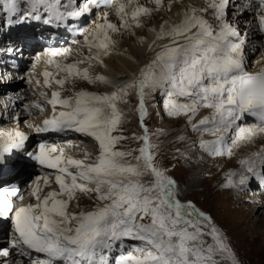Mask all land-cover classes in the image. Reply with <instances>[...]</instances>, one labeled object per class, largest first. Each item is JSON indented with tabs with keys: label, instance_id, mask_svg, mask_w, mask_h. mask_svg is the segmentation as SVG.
Returning <instances> with one entry per match:
<instances>
[{
	"label": "snow or ice",
	"instance_id": "obj_1",
	"mask_svg": "<svg viewBox=\"0 0 264 264\" xmlns=\"http://www.w3.org/2000/svg\"><path fill=\"white\" fill-rule=\"evenodd\" d=\"M150 2L151 8L139 0H102L118 24L105 12L101 23L80 33L87 56L81 54L76 62L68 64L56 59L67 58L68 52L52 50L46 62L52 70L43 72V87L55 85L59 90L52 91L50 98L48 93H41L52 114L36 132L70 130L89 136L96 141L99 154L88 163L52 144L41 143L38 152L30 155L52 170L54 179L41 177L43 188L39 180L36 182L31 193L35 203L14 207L10 197H17L19 189L0 190V217L14 221L16 237L11 248L29 250L20 251L21 256L34 252L44 257L32 264H107L102 250L124 239L140 241L142 247L135 249L139 255H121L116 264H240L212 218L191 202L184 205L176 199V182L157 164L158 145L144 126L148 114L145 102L159 92L165 97L163 104L169 117H184L191 131L217 136L198 145L214 157H231L234 149L264 135V68L257 73L246 70V34L228 20L231 6L236 8L233 15H239L241 8L251 9L258 21L257 30L264 33V0H246L238 5H231V0H206L205 7L189 6L178 22H165L152 29L155 39L147 48L153 56L133 78L102 95L83 90L67 97L62 94L65 85L76 80L110 83L106 76L93 75L91 70L103 66L104 57L111 55L113 33L142 28L144 17L165 7V0ZM100 6L101 0H83L82 4L80 0L0 2L10 25L34 20L59 26ZM167 7L171 10V5ZM209 11L215 17V27L201 15ZM35 84L40 86L41 81L37 79ZM133 93L138 97L143 128V135L133 138L142 144L135 150L122 151L118 145L126 137L117 134L123 121L119 105L127 104ZM33 107L44 111L39 103ZM201 109L210 111L197 121ZM245 115L255 117L259 124L238 126ZM234 127L235 136L229 144L224 134ZM26 140L18 128L3 133L0 164ZM239 165L241 170L229 172L223 187L242 188L252 177L264 181V148L240 159ZM146 177L150 178L147 182ZM44 188L51 190L42 196ZM91 193L100 202L95 208L69 211L74 201L79 207L78 194ZM9 255L8 248H0V256Z\"/></svg>",
	"mask_w": 264,
	"mask_h": 264
},
{
	"label": "rangeland",
	"instance_id": "obj_2",
	"mask_svg": "<svg viewBox=\"0 0 264 264\" xmlns=\"http://www.w3.org/2000/svg\"><path fill=\"white\" fill-rule=\"evenodd\" d=\"M0 1L2 2V0ZM149 1L150 0H146V2H148L146 3L148 7L151 6V3ZM192 3L194 2L192 1ZM158 12L159 18L157 16V18H155L158 20L156 22L160 24L165 21L164 15H167L169 12L165 9L162 10V8ZM234 12L235 11H233V13ZM99 13L100 12L97 13V16H99ZM156 13L157 12L155 11V14ZM205 17L206 20H209L207 16ZM241 17L242 16L234 15V20L232 19L235 24L239 25L240 30L243 27V21L240 20ZM143 19L144 23V21L148 18L144 17ZM91 20H93V18ZM115 22L118 23V20L116 21L115 19ZM208 22L209 24L211 23L210 21ZM142 29L143 28H133L130 31L121 30L120 32L116 33L115 40L118 41V46L116 49L118 50L120 46L122 50H127L133 37H136L140 33H142ZM78 48L81 52L85 53L84 47L81 48L80 46ZM245 49L247 55L249 54L250 56H255L253 52L254 49L252 48L251 44L246 45ZM146 51L147 53L149 52L148 48ZM118 54L119 53L117 51V55ZM256 55L258 54L256 53ZM73 56L74 54L69 52V57ZM140 60H146V57H141ZM140 68L141 61L136 60L135 63L130 66V69H128L125 74H123L124 82L133 78L135 74H138ZM93 71L96 70L93 69ZM92 74L98 75L95 72ZM108 77L111 80L114 79L113 81H116V76L115 78H111L110 76ZM88 84L89 88L88 86H84L83 88L86 89V91L89 89V91L87 92L96 95L103 94L101 92L103 90L101 89L102 87L106 91L104 92V94H106L114 90V85H118L114 84V82L111 81L108 84L100 82ZM67 89L71 90V88ZM127 99V104L121 103L119 105L123 113V121L121 130L117 134H121L126 137V139L122 140L118 145V150L122 151H132L141 146L142 141L134 139L133 137H139L143 135V128L141 127L139 113L137 111L139 106L138 97L135 95V93H133ZM164 99L165 97L162 96L159 92H155L151 94V96L146 98L145 107L148 114L144 118V126L148 128L149 135L152 141L158 145L157 149H155L157 164L166 169V174L176 182V199H178L180 203L184 205L191 202L198 210L204 212L212 218L213 223L220 230L224 239L236 254L240 264H264V208H261V215H253L258 208L255 205H257L256 203H258L259 201L251 199L252 197L257 196L256 191L250 188L252 187V184L251 186L248 185L246 192H242V194H247V197L246 199H244V201H242V199H236L234 194L231 195V193H229L228 191L229 188L223 187V185L226 184L224 183V179L226 178L225 175H228V173L230 172V169L226 167V165H229L230 160H227L226 164L218 166V163H213L214 159L211 157V155L209 156L208 154V156H205L206 158H203L205 152L200 149L198 145L201 140L204 141V139L207 138L210 134L191 131L190 125L187 124L186 118L184 117H169L166 114V109L164 108ZM199 116L201 118L203 117L200 115V112ZM7 123L9 122L7 120H4L1 121L0 125H7ZM232 136H234V132L232 133ZM181 137H183V139H181ZM196 139L199 141H197ZM259 140H257V137L255 138V141ZM77 142H80V145L85 144L84 147H86L87 149V151L85 150V154L81 155L82 159L88 163H92L99 154L96 141L93 138L86 136L83 139H78ZM241 149L242 147L239 148V150ZM88 150L93 152L91 154L87 153ZM136 154L138 153L134 152V155ZM250 154H252V152ZM79 156L80 154H74V157L76 159ZM202 158L205 159L203 163L200 162ZM237 158L238 163L240 159H243L242 154L240 153L239 155H237ZM197 161L200 163H198ZM239 168L240 165L238 163V168L236 169ZM193 174L197 175L195 183L192 184L194 185V187L191 185L192 178H190V176ZM149 179V177H146L145 181L147 182V180ZM178 188L179 190H177ZM235 191L238 193L241 192L238 188H235ZM253 192L256 196H254ZM90 195L93 196L96 200L94 193H91ZM250 195H252V197ZM83 196L89 199V194H83ZM80 201L81 200H78V203L81 207H78V209L84 211H89L95 208L100 203L96 200L97 203L90 204L92 203L90 199V203L86 206L84 204H81ZM126 242L124 240L122 244H124L126 247H129V253H131L132 255H139V253L135 251V249L138 247H142L141 242L131 239H127ZM209 242H211L210 239Z\"/></svg>",
	"mask_w": 264,
	"mask_h": 264
},
{
	"label": "bare ground",
	"instance_id": "obj_3",
	"mask_svg": "<svg viewBox=\"0 0 264 264\" xmlns=\"http://www.w3.org/2000/svg\"><path fill=\"white\" fill-rule=\"evenodd\" d=\"M143 1L144 0H139V2L141 3V4H144L145 3V1H144V3H143ZM192 1L194 2V3H192ZM206 2V0H165V7H163L162 8V10L163 9H165V10H168V14L166 15H164V17H165V21H163L162 23H157L156 21H158L156 18L158 17V14H159V12L158 11H156L157 13L155 14V11L153 12V14H152V16H150V17H146V18H148L147 20H145L144 21V26L142 27L143 29V31H142V33H140L138 36H136V37H133V39L131 40V42H130V46H129V48L127 49V50H122V48L119 46V48H118V50L116 49L117 48V46H118V41L117 40H115V36H116V33H113L112 34V40L115 42V47L114 48H112V50H111V55H109V56H106V57H104V65L103 66H101V65H96L93 69H95L96 71H93V69L91 70L92 71V73H96V74H98V75H106V77L108 78V80H110L111 82H114V84H121V83H123L124 82V79H123V74H125V72L128 70V69H130V66L133 64V63H135V61L137 60H139V61H141V68L142 67H144L149 61H150V59H151V57L153 56V53L152 52H148L147 53V44L148 43H151L154 39H155V35H156V32L155 31H153L152 29H157L161 24H163V23H165V22H168V23H172V22H178L179 21V19H181L182 18V16H183V13L188 9V7L189 6H192V7H195V8H201V7H205L206 6V4L204 5L202 2ZM82 2H83V0H80V3L82 4ZM150 2V1H149ZM242 2H243V4L246 2V0H242ZM151 3V2H150ZM178 3H179V5H178ZM151 6H150V8L151 7H153V5L152 4H150ZM167 5H171V10H169L168 9V7H167ZM178 7V8H177ZM180 7V8H179ZM231 8H233L232 10H235L236 11V8L234 7V6H232ZM210 12V11H209ZM242 12H248V16H247V18H246V21H244V20H242L243 21V27H242V31H245L246 33H247V35H248V38H249V41L251 42V43H253L255 46H257V47H255V50L253 51V52H255V54L257 53V54H259V56L258 55H256L255 57H253V58H256V59H253L252 60V64H251V66H245V68H246V70L248 71V72H250V73H257V72H259L262 68H264V52L262 51V50H264V35L262 34V32H260V31H258L257 30V23H258V21H256V19H255V15H254V13H253V11L251 10V9H243V8H241L240 9V14H239V16L240 15H242ZM98 12H96L95 14H97ZM103 14L104 13H99V16H97L95 19H94V21H92L91 23H90V26H89V28L91 29V28H93L94 26H95V24H97V23H101L102 22V16H103ZM164 14V13H163ZM4 16V14H3V12H2V9H0V17L1 16ZM87 15H89V14H87ZM201 15H203L204 16V18L206 19V17L205 16H207L208 15V13H201ZM93 16V15H92ZM157 16V17H156ZM233 14H229V19H233ZM156 17V18H155ZM163 17V18H164ZM93 18V17H92ZM91 18V19H92ZM159 18V17H158ZM215 18V17H214ZM109 19L111 20V22H113V23H116L115 22V19H116V21H117V18L115 17V15H114V13H111L110 14V16H109ZM144 20V19H143ZM5 21H6V24H8V18H7V16H6V19H5ZM67 21V20H66ZM66 21H64V22H66ZM207 21H210V20H208L207 19ZM77 23L78 22H80V20L78 19V21H76ZM75 22V23H76ZM76 23V24H77ZM247 23H248V25H247ZM20 24H25L26 25V30L24 31V32H20V35L21 36H24V35H26L27 37H29V39H32V35H31V31H33L34 33L36 32V33H38V32H40L43 36H45V38H44V40H43V42H45V40H49V38H47V31H44L45 29H44V25L41 23V22H37V21H34V20H29V21H27V22H24V23H20ZM118 24V23H117ZM86 26V25H85ZM215 27V26H214ZM66 28H69V27H66ZM88 28V26H86V27H84V30L85 29H89ZM35 29H38V30H35ZM60 30V28L58 29V28H55L54 29V31L52 32V34H50L49 33V36H51V42L54 44L53 46H51L52 47V49L51 50H49L48 49V60L51 58V51L53 50V47L55 46V48H57L59 45H63V43L61 44V42L59 43V41H61V36L62 37H67L66 38V42H64V44L65 43H70V40H72V36L71 35H65L64 33H62L61 34V31H59ZM83 30V31H84ZM121 30H123V29H121ZM124 32V31H123ZM125 33V32H124ZM129 34V33H128ZM60 36V37H59ZM71 36V37H70ZM126 36V35H125ZM0 37H2V35L0 36ZM119 37H120V35H119ZM36 38H37V45H35L34 46V50H37L41 45H42V39H39V37H37L36 36ZM135 38V39H134ZM75 39L73 38V40L72 41H74ZM27 41V40H26ZM142 41H144V42H142ZM72 43H74V42H72ZM46 44H48V41H46ZM82 45H84V36L82 35L81 36V39H79L78 40V42H77V44L75 45V46H70L69 48H73V51H72V53L74 54V56H75V58H76V60L78 59V58H80V55L82 54L83 56H87L88 55V52H87V49L86 48H84L85 49V53L84 52H81L80 50H79V48L78 47H80V46H82ZM68 48V45L67 46H62L61 47V49H60V52H67V50L69 49ZM82 48V47H81ZM46 51V50H45ZM117 51H118V55H117ZM84 53V54H83ZM0 55H1V51H0ZM40 54H38V56H39ZM71 55V54H70ZM247 55V54H246ZM34 56H35V53H34ZM141 57H146V60H140V58ZM57 58V60L58 61H60L61 59H62V56H57L56 57ZM74 58V59H75ZM41 59H42V57H41ZM47 60V61H48ZM71 61H72V59H70ZM135 60V61H134ZM260 60H261V62H260ZM138 65V64H137ZM245 65H248V64H245ZM87 65H85L84 67H86ZM140 66V65H139ZM44 67H45V65H44ZM83 67V68H84ZM99 67V68H98ZM42 67H40V68H38V69H36L37 71L39 70V69H41ZM120 75H121V77H120ZM108 76H110L111 78H115V76H116V81H113V80H111ZM43 84V83H42ZM89 84L86 82V81H84V80H76V81H74L73 83L71 82V83H68L67 84V88H71V89H73V92H76V91H81V90H83V91H85L86 89H83V87L85 86V87H87ZM18 86H19V83L18 82H16V83H14L13 84V86H12V89H9L10 91H11V93H9V95L10 96H12L13 95V93H16V92H19L20 93V91H18L17 89H18ZM17 87V88H16ZM41 87V86H40ZM106 87V86H105ZM16 88V89H15ZM88 88H89V86H88ZM42 89H44V88H42ZM101 89H103L101 92L104 94V92H106L105 90H104V88L102 87ZM70 90V89H69ZM87 91H89V89L87 90ZM96 91V90H95ZM97 91H100V90H97ZM28 92V91H27ZM98 94V93H97ZM3 94H1V96H2ZM22 95H24V96H26L27 95V93L25 92V93H23ZM99 95V94H98ZM17 96H18V94H17ZM17 96H16V98H17ZM13 97V96H12ZM22 99V98H21ZM24 100H25V102H28V103H31V102H33V98H30V97H28V98H23ZM5 104H7V109L9 110V105H11V104H15L14 106L16 107V105L17 104H19V102L17 101V102H15V100L13 99V98H10L9 99V102H6ZM203 111H206V112H202L200 115L201 116H205V115H208L209 114V111L210 110H208V109H202ZM22 114V113H21ZM7 115H8V113H7ZM164 115V114H163ZM17 116L18 117H20L18 114H17ZM202 117V118H203ZM13 117H12V114H10L8 117H0V124H1V121H8L9 123L7 124V125H0V136H2L3 135V133H5V132H7V131H12V130H14V129H17L16 128V125L14 124V119H12ZM164 118V117H163ZM199 119H201V117L198 115V117H197V121L199 120ZM242 120H244V118L242 119ZM242 127H247V125H245L244 123L241 125ZM234 129V136H235V127L233 128ZM60 131H58V133H59ZM86 137V136H85ZM81 138V137H80ZM259 139H261V140H259ZM90 140V139H89ZM197 140V139H196ZM257 140H259V141H255V139L250 143V144H247V145H241L240 147H242V149L241 150H239V148L240 147H238V148H236V149H234V154L231 156V157H228L227 155H225V156H220V157H214V156H211L214 160H213V163L215 162V164L216 163H218V166H220V165H223V164H226V161L227 160H230V163H229V165L227 166L226 165V167H228V169H230V172H239L241 169L239 168V169H236V168H238V163H237V160H238V158H237V155H239L240 153L242 154V158H246V157H248V156H250L251 154V152L252 153H254V152H257V151H259L261 148H264V135H258L257 136ZM50 140H48V142H49ZM76 142V144L73 142V143H71L70 145H68V151L70 152L68 155L69 156H72L73 158H75L74 157V154H77V155H79L80 154V156L79 157H77V159H82V154L84 155L85 154V150L87 151V149H86V147H84L85 146V144L83 145V144H81L80 145V143L79 142H77L78 140H75ZM197 141H199V140H197ZM261 141V142H260ZM84 142V141H83ZM26 143V142H25ZM77 144H78V146H77ZM94 144V143H93ZM183 144V143H182ZM83 146V147H80V146ZM58 149H62L61 148V145H59V147H58ZM65 153H66V151H65V148L64 149H62ZM90 150V149H89ZM88 150V152L87 153H92L93 151H89ZM68 153V152H67ZM66 153V154H67ZM95 154V153H94ZM25 155V153L22 155V156H24ZM205 155H207L206 153H205ZM203 158H206L204 155H203ZM201 159L200 160V162L201 163H203L204 162V160L205 159ZM76 159V158H75ZM91 159V158H90ZM83 160V159H82ZM198 162V161H197ZM200 162H198V163H200ZM236 163H237V165H236ZM29 164V166H31L32 167V169L34 170V176H36L35 178V180H39L40 181V184H41V187L43 188V181H42V179H40L44 174H43V167L42 166H40V165H38V166H32L31 165V163H28ZM38 169V170H37ZM259 169V168H258ZM25 170H27V165L26 164H24L23 163V165H22V167H21V170H20V173L21 172H24ZM219 170V169H218ZM209 173V172H208ZM211 173H212V171H211ZM26 174H29V173H26ZM227 174V173H226ZM225 175V174H224ZM224 175H222V176H224ZM18 176L19 175H16V176H14V177H12V178H9V179H7L6 180V182L7 181H13V180H15V179H17L18 178ZM52 177V179H54V173L51 175ZM225 177L226 178H228V175H225ZM190 178H192V181H191V185L193 184V183H195V180L197 179V175H195V174H193V175H191L190 176ZM225 178V179H226ZM225 179H224V181H225ZM234 179H238V177H236V178H234ZM227 180V179H226ZM257 181H259L260 182V184H262V186H264V184H263V181H261V180H258V179H256ZM250 181V180H249ZM225 183V182H224ZM36 184V183H35ZM193 187H194V185H192ZM249 186H251V184L249 185ZM53 187H55V185H53ZM246 187V186H245ZM250 188H252L253 190H255L256 189V186L255 185H253L252 184V187H250ZM238 189H240V188H238ZM32 190H33V188L31 189V191L29 192L30 193V195H29V197H30V200H31V203H35V200L33 199V197H32V195H31V193H32ZM51 189H49V188H44L43 189V193H42V196L43 195H46L47 194V192L48 191H50ZM177 190H179V188L177 189ZM228 190V189H227ZM251 190V189H250ZM249 190V191H250ZM229 193H231V195L232 194H234V196H235V198L236 199H242V201H244V199H246V197H247V194L246 193H244V194H242V192H240V193H238V192H236L235 191V188L233 189V188H229ZM254 193V192H253ZM257 193V196L256 197H252V195H250L252 198V200H258L259 202L258 203H256L257 205H255L256 207H258L257 208V210L255 211V213L253 214V215H257V214H260L261 215V213H262V209L264 208V194L263 195H259V193L258 192H256ZM87 201H86V200ZM90 199H91V201H92V203H90ZM229 199V198H228ZM78 200H81L80 202H81V204H84V205H88L89 203L90 204H95V203H97V201L95 200V198L93 197V196H91L90 194H89V199L88 198H86L85 196H83V194H79V197H78ZM242 201H241V203H242ZM74 206V207H73ZM79 207H81L80 205H79ZM262 208V209H261ZM92 210V209H91ZM261 210V211H260ZM69 211H74V212H79L80 210L78 209V207L76 206V202H73L71 205H70V208H69ZM1 248V247H0ZM105 251H106V253H105ZM103 253V252H102ZM103 255H104V258H105V261L107 262V264L109 263V260H110V258L111 257H116V255L114 254V255H112L111 254V249L110 248H106V249H104V253H103ZM118 260V259H117ZM116 260V261H117ZM116 261H115V263H116Z\"/></svg>",
	"mask_w": 264,
	"mask_h": 264
}]
</instances>
